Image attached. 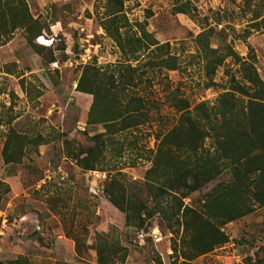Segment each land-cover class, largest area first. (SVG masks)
Masks as SVG:
<instances>
[{
    "label": "rangeland",
    "instance_id": "374dc122",
    "mask_svg": "<svg viewBox=\"0 0 264 264\" xmlns=\"http://www.w3.org/2000/svg\"><path fill=\"white\" fill-rule=\"evenodd\" d=\"M19 1L0 37V264H264V178L224 158L264 135L237 91L244 66L264 83V0ZM179 99L200 132L176 139L220 170L191 190L147 172ZM119 113L133 125L109 127Z\"/></svg>",
    "mask_w": 264,
    "mask_h": 264
},
{
    "label": "trees",
    "instance_id": "16d2710c",
    "mask_svg": "<svg viewBox=\"0 0 264 264\" xmlns=\"http://www.w3.org/2000/svg\"><path fill=\"white\" fill-rule=\"evenodd\" d=\"M116 5H122L121 1L116 0ZM19 11H21V18L23 17V6L21 5L20 1L14 4H8L7 0H0V37L6 34V27L8 23H12V28H16L18 25L19 20ZM119 10H114L112 13H116ZM249 70L246 79L248 81V85L240 84L237 82V88L240 93H245L246 95H250L254 98V101H249L247 112L249 111L250 114L254 112V110H259L264 114V83L259 79L255 69L253 66H244ZM168 69H174V66H168ZM118 87V86H117ZM251 90V91H249ZM121 90H119L120 92ZM229 93L223 94V98L229 97ZM133 98V97H131ZM233 99V97H232ZM234 100V99H233ZM140 98H134L131 104H139L140 105ZM174 107L181 111L179 116V122L173 126L163 137V140L160 141V144L157 147L156 154L152 160V167L148 169V173L157 171L158 168L164 166L167 169H172L176 176V185L178 187L194 189L196 187L197 181L198 183H207L212 180L217 173L220 171L217 164L211 163L210 161H203L201 164H198L199 158L197 157L199 153V146L195 144V140L197 139V135L200 132L196 126V122L192 117L190 110L188 109L187 102L184 99H179ZM139 108H133L132 110L137 112ZM229 111V110H228ZM245 113V112H244ZM247 114V113H245ZM128 115H132L129 113ZM208 117V116H206ZM125 116L119 113L115 120V125H109V127L116 126L118 124L125 123ZM131 123V122H130ZM125 123L123 126L121 125L118 130L122 131L125 128L131 127L133 124ZM112 124V123H111ZM137 124V123H134ZM186 124V125H185ZM262 127L264 128V116L262 118ZM189 129L191 133L195 134L197 137H193L190 140V144L183 145L176 139V135L178 134V130H185ZM113 134L111 129H107L104 133H100L97 135V143L99 142L98 139L102 137H109ZM246 142L242 144L246 148L241 152V150L237 147L236 149L229 150L225 149V156L224 158H234V162L237 161L238 166H244V163L240 164V160L247 158L249 163L247 165V172L256 170L259 172V176L264 178V135H262L261 144L259 146H255L254 140L251 138V134L246 133ZM173 138V139H172ZM99 145H103V141L98 143ZM258 150V152L251 156L250 154ZM230 151V152H228ZM252 160H256L255 165L251 166L250 163ZM248 162V161H247ZM234 170V167H233ZM235 174L238 173L239 169L235 168ZM193 173V174H192ZM191 174L193 177V183H188L187 178L188 175ZM175 185V184H174ZM177 186H173L172 183H168L169 189H174ZM262 196V193H260Z\"/></svg>",
    "mask_w": 264,
    "mask_h": 264
}]
</instances>
